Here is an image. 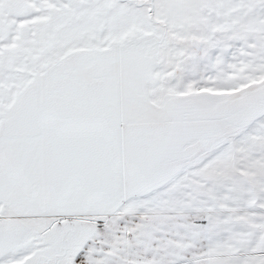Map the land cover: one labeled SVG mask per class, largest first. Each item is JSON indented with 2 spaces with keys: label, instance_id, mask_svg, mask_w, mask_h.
I'll return each instance as SVG.
<instances>
[{
  "label": "snow or ice",
  "instance_id": "snow-or-ice-1",
  "mask_svg": "<svg viewBox=\"0 0 264 264\" xmlns=\"http://www.w3.org/2000/svg\"><path fill=\"white\" fill-rule=\"evenodd\" d=\"M0 264H264V0H0Z\"/></svg>",
  "mask_w": 264,
  "mask_h": 264
}]
</instances>
